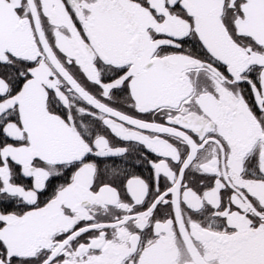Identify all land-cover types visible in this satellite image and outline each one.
<instances>
[{"label": "snow or ice", "instance_id": "obj_1", "mask_svg": "<svg viewBox=\"0 0 264 264\" xmlns=\"http://www.w3.org/2000/svg\"><path fill=\"white\" fill-rule=\"evenodd\" d=\"M0 264H264V0H0Z\"/></svg>", "mask_w": 264, "mask_h": 264}]
</instances>
